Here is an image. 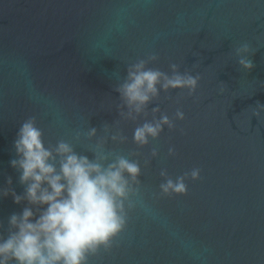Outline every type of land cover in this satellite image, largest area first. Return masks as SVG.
Returning a JSON list of instances; mask_svg holds the SVG:
<instances>
[{
	"label": "water",
	"instance_id": "95a60500",
	"mask_svg": "<svg viewBox=\"0 0 264 264\" xmlns=\"http://www.w3.org/2000/svg\"><path fill=\"white\" fill-rule=\"evenodd\" d=\"M243 42L254 50L247 72L236 63ZM149 52L159 55L149 67L165 72L199 61L201 80L195 97L172 90L149 105L185 119L138 149L146 207L93 264H264V0H0V187L11 177L24 192L9 163L24 119L37 117L46 145L88 127L103 135L119 119L114 86ZM143 119L121 122L128 143L118 150L136 148ZM89 146L82 138L75 151L92 159ZM154 146L160 155L145 167ZM194 167L201 179L187 181V195L152 200L161 168L175 179ZM26 206L0 198V221Z\"/></svg>",
	"mask_w": 264,
	"mask_h": 264
},
{
	"label": "clouds",
	"instance_id": "9594fccd",
	"mask_svg": "<svg viewBox=\"0 0 264 264\" xmlns=\"http://www.w3.org/2000/svg\"><path fill=\"white\" fill-rule=\"evenodd\" d=\"M252 53L248 42L235 48L241 70L253 69L249 58ZM158 60L156 52H149L127 65L122 82L114 86L119 93V119L112 125L104 124L103 135L88 127L86 132L75 130L71 140L59 139L46 145L35 115L21 122L13 144L16 158L9 163L20 173L18 181L24 192L17 194L8 177L7 186L0 187V198L11 195L14 203L26 201L27 206L11 214L6 227L0 221V264H93L118 246L132 214L146 207L145 186L140 179L143 153L138 149L158 140L165 127L176 130V121L185 119L180 108L170 118L159 106L149 111V105L159 100L161 92L172 90L195 97L201 80L199 72L192 74L200 66L199 61L183 72L179 64L171 63L170 72H165L149 67ZM220 84L223 93L227 86ZM257 106L264 109L259 102ZM254 115L259 117L260 112ZM141 117L143 123H137L132 136L136 148L124 154L118 150V146L128 143L121 122L136 123ZM82 138L89 142L92 159L75 151ZM176 154L175 147L170 146L167 156ZM159 155V148L152 147L144 166L149 167ZM159 174L164 181L159 191L151 193L153 201L187 195V181L201 179L199 167L175 179L166 168H161Z\"/></svg>",
	"mask_w": 264,
	"mask_h": 264
}]
</instances>
